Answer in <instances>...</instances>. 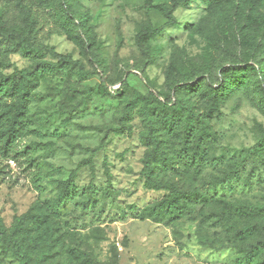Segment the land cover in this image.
Wrapping results in <instances>:
<instances>
[{
  "label": "rangeland",
  "instance_id": "obj_1",
  "mask_svg": "<svg viewBox=\"0 0 264 264\" xmlns=\"http://www.w3.org/2000/svg\"><path fill=\"white\" fill-rule=\"evenodd\" d=\"M36 1L59 18L67 10L70 22L40 40L42 60L55 61L52 52L68 55L82 71L72 65L31 79L33 133L17 140L15 158L0 156L4 224L22 214L44 216V224L29 222L35 234L37 226L48 228L51 245L41 246L50 257L38 264H246L244 249L264 234L238 238L224 223L264 224V212L243 207H264V152L243 160L264 129V81L234 85L212 113L215 139L199 168L179 136L155 131L168 160L156 178L173 185L176 196L144 185L152 150L141 138L149 128L140 101L129 119L123 115L127 102L150 90L160 99L178 98L174 82L181 79L206 76L216 85L222 66L249 62L264 74V0H72L69 8L61 0ZM51 25L49 18L45 29ZM156 29L139 42L140 33ZM0 62L6 66L0 78L35 64L11 51ZM122 80L131 89H123ZM183 98L195 113L210 111L200 97ZM70 177L71 198L51 209L47 202ZM172 201L181 207L175 217L151 213ZM0 264L19 261L0 249Z\"/></svg>",
  "mask_w": 264,
  "mask_h": 264
},
{
  "label": "trees",
  "instance_id": "obj_2",
  "mask_svg": "<svg viewBox=\"0 0 264 264\" xmlns=\"http://www.w3.org/2000/svg\"><path fill=\"white\" fill-rule=\"evenodd\" d=\"M72 0H61L67 8ZM209 2H220L224 0H208ZM2 6L0 10V55L4 52H19L25 57L34 61V67L30 71H24L0 78V156L4 158H15L17 140L31 133L28 124L27 112L31 95L29 85L31 79L45 71H57L69 66H78L82 71V66L78 61L72 60L70 56L52 52L55 61L42 60L38 44L41 39L52 34H60L65 25H70L69 14L65 10L63 18L57 17L50 9L46 8V3L36 0H0ZM167 18V24L175 23L174 17L164 7H161ZM52 19V25L46 30L45 25L48 19ZM25 31V33L23 32ZM158 29L144 31L138 35L139 42L144 39L154 37L158 34ZM6 67L0 62V69ZM171 73L173 66L171 65ZM259 78L264 81V74L257 66L249 62H244L235 66H222L219 68L218 83L216 85L205 82L206 76L194 82H185L181 79L174 82V92L178 98L160 99L150 90L146 96L138 95L135 101L127 102L125 105L123 120L130 118V113L136 107L138 101L141 103V111L146 120L149 131L141 136L145 145L152 150L151 156L145 161L144 185L148 188L159 190L166 189L171 194L177 195L173 185H169L156 178L157 167L164 165L168 160L163 155L162 140L155 131L166 135L179 136L183 148L190 153L185 156L192 165L199 168L200 163L207 155L208 145L215 139V133L211 130L209 121L212 113L219 111L225 98L229 95L234 85L243 84L246 79ZM123 89H131L125 80L121 81ZM150 88L152 85L147 82ZM151 89V88H150ZM183 95L190 97H200L209 103L210 111L195 113ZM125 126V122H123ZM264 152V129L259 128V137L244 155L243 160L260 156ZM72 178L60 182V191L55 201L47 202L49 207L57 208L60 202L71 198L73 191L70 188ZM88 196L86 201L88 202ZM245 210L252 213L262 214L264 207L247 206ZM181 207L175 201L166 205H157L151 209L152 214L160 215L167 210L175 217L181 212ZM38 225L46 223L43 215L35 216L22 214L15 219V222L7 227L0 218V249L4 254L16 257L19 264H38L50 257L48 248L42 249L41 243H47L50 238H46L47 226L38 228L33 233L29 227V222ZM225 227L231 229L238 238H247L255 233L264 234V224L246 223L242 226L228 223ZM51 244L47 243L49 247ZM260 257L258 264H264V236L258 238L253 244L246 247L242 254L243 261L248 264L253 258Z\"/></svg>",
  "mask_w": 264,
  "mask_h": 264
}]
</instances>
